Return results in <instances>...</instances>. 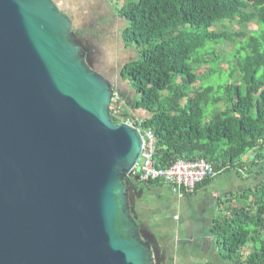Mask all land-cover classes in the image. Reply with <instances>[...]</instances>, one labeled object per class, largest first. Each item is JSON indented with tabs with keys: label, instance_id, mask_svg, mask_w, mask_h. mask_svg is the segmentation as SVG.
Masks as SVG:
<instances>
[{
	"label": "water",
	"instance_id": "1",
	"mask_svg": "<svg viewBox=\"0 0 264 264\" xmlns=\"http://www.w3.org/2000/svg\"><path fill=\"white\" fill-rule=\"evenodd\" d=\"M53 0H0V264H159L143 138ZM134 192V196H130Z\"/></svg>",
	"mask_w": 264,
	"mask_h": 264
},
{
	"label": "trees",
	"instance_id": "2",
	"mask_svg": "<svg viewBox=\"0 0 264 264\" xmlns=\"http://www.w3.org/2000/svg\"><path fill=\"white\" fill-rule=\"evenodd\" d=\"M119 16L127 24L124 45L140 51L119 75L135 93L133 110L150 115L140 128L156 138V168L205 161L218 175L251 173L260 166L254 174L259 178L264 171V0H137ZM235 21L244 30L250 24L257 30L211 31ZM221 43L234 45L236 66L229 70L236 75L227 72L226 86L210 85L190 97L198 82L193 66H210L215 78ZM220 103L225 109L210 115ZM251 152L254 159L243 164ZM210 233L222 261L264 264V178L222 203Z\"/></svg>",
	"mask_w": 264,
	"mask_h": 264
},
{
	"label": "crops",
	"instance_id": "3",
	"mask_svg": "<svg viewBox=\"0 0 264 264\" xmlns=\"http://www.w3.org/2000/svg\"><path fill=\"white\" fill-rule=\"evenodd\" d=\"M88 1L92 5L93 0ZM62 3L59 7L70 14L73 23V16L80 19L84 14L79 6L74 5L73 0H63ZM114 20L117 22L115 30L120 29L122 34L127 26L126 22L120 16ZM91 24L99 25L94 21ZM86 28L82 29L91 41L94 50L92 52H95L100 66L103 61L96 46L98 39ZM94 31L95 29L93 33ZM105 78L113 87L124 85L125 92L130 93L127 82L120 75L111 80L109 77ZM131 114L130 118L133 117L137 122L150 117L141 110ZM255 173L233 170L218 174L189 195H178L171 188L160 184H140L143 195L136 199L135 215L138 225L147 230L149 237L155 240L159 250V264H229L218 257L210 230L220 213L222 203L230 195L238 194L254 185L251 176L256 177Z\"/></svg>",
	"mask_w": 264,
	"mask_h": 264
},
{
	"label": "rangeland",
	"instance_id": "4",
	"mask_svg": "<svg viewBox=\"0 0 264 264\" xmlns=\"http://www.w3.org/2000/svg\"><path fill=\"white\" fill-rule=\"evenodd\" d=\"M57 5H62L63 0H53ZM137 0H93L92 5L88 0H73L74 5L76 4L79 9L83 11V17L80 19L73 16L74 19V29L79 30L81 28L82 33L84 30L82 28L88 29L90 34H93L97 37L96 46L99 49V56L103 61V64L100 66L97 65L96 70L99 74L105 77H109V79H113L118 77L120 74V70L125 66L126 63L131 61H137L139 59L140 51L134 46L129 45L125 46L122 40V34H120V29L115 30L116 21L115 18L119 17V11L122 7L128 6L131 3H136ZM76 8V6H74ZM81 11V12H82ZM62 12L67 15L69 18L71 17L68 12L62 10ZM80 12V13H81ZM99 24L95 26L91 24V22ZM95 29L94 33L93 30ZM257 30V26L255 24H250L245 30L238 24L237 21L229 23L224 22L220 25H217L213 30L215 32H229V33H240L241 31H245L247 33H252ZM77 37V36H76ZM79 41V40H78ZM216 55L221 58V61L217 67L218 74L214 77H210V66H193L196 71V75L198 76V82L196 85L189 91L190 97H194L195 94L200 93L207 86H213L215 90L219 84H223L226 86L229 82L227 79L226 73L229 72L231 76L236 75L235 70H229L231 66H236V58L234 57V45L228 43H221L216 46ZM229 62V63H228ZM99 64V63H98ZM128 86L129 83L126 81ZM115 91L118 92L121 96L122 100L125 102V108L123 109V116L130 117L132 112H136L133 110V105L136 101L135 93L132 91L129 86L130 93L125 92L126 87L123 85L114 86ZM185 97V96H183ZM185 102L184 100L182 101ZM225 109V105L220 103L214 110H212L210 115H216L221 113ZM134 119L133 117H131ZM255 154L253 152L248 153L247 155L242 157L243 164L249 165L248 162H251L254 159ZM261 166H264V163H261ZM259 168H261L259 166ZM259 168L254 167L251 173H255ZM254 179L255 184L259 183L261 179L264 178V171L262 175L257 178L251 176ZM254 184V185H255ZM251 185L250 187H252ZM251 249L247 247L245 249V253Z\"/></svg>",
	"mask_w": 264,
	"mask_h": 264
},
{
	"label": "built area",
	"instance_id": "5",
	"mask_svg": "<svg viewBox=\"0 0 264 264\" xmlns=\"http://www.w3.org/2000/svg\"><path fill=\"white\" fill-rule=\"evenodd\" d=\"M125 102L120 94L113 90L110 113L115 122L125 123L139 129L143 138V151L137 168V176L144 184L156 183L167 186L178 195L192 194L197 186L213 178L215 172L211 165L205 161H178L167 169H158L155 166L156 138L150 130L140 128L142 122L124 117L122 112Z\"/></svg>",
	"mask_w": 264,
	"mask_h": 264
},
{
	"label": "flooded vegetation",
	"instance_id": "6",
	"mask_svg": "<svg viewBox=\"0 0 264 264\" xmlns=\"http://www.w3.org/2000/svg\"><path fill=\"white\" fill-rule=\"evenodd\" d=\"M75 31V34L77 36V39L79 40V42L81 43V45L83 46V48L86 50V48L90 47V48H93L91 46V41L87 38L86 34H85V31L82 33L81 31L79 30H76L74 29ZM94 51V50H93ZM95 53V52H94ZM97 65H99L97 62L93 64V69L96 70V67ZM98 69V67H97ZM97 71V70H96ZM134 192L130 194V196H134Z\"/></svg>",
	"mask_w": 264,
	"mask_h": 264
}]
</instances>
